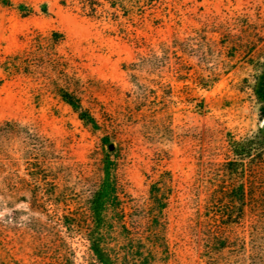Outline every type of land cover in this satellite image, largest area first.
I'll return each mask as SVG.
<instances>
[{
	"label": "rangeland",
	"instance_id": "obj_1",
	"mask_svg": "<svg viewBox=\"0 0 264 264\" xmlns=\"http://www.w3.org/2000/svg\"><path fill=\"white\" fill-rule=\"evenodd\" d=\"M9 1L14 7L28 4L35 15L23 18L12 8L0 7V57L19 50L21 39L32 31L63 34L64 49L76 60L86 87L84 106L106 128L94 132L52 95L38 100L36 86L29 82L0 83V124L18 125L0 130V165L8 164L0 173V264L82 262L85 245L78 239L68 244L74 257L65 258L64 249L56 245L43 254L33 253L26 225L31 219L44 223L45 217L30 212V203L8 209L4 191L30 199V193L51 190L53 178L51 186L68 191L71 213L90 165L105 162V152L114 153L110 159L117 161L126 193L139 202L146 200V177L157 179L153 173L160 174L155 172L156 155L162 156L158 171L170 174L175 191L167 215V264H204L207 169L225 159L218 150L226 132L242 138L264 130V45L243 56L234 54L219 32L229 26L235 33L238 22L264 30V0H157L142 19L118 23L91 20L55 0ZM255 35L264 40L261 32ZM178 46L177 57H182L187 73L184 82L176 80L173 68L178 62L171 47ZM164 49H170L167 57ZM182 49L185 55L179 53ZM200 77L208 81L207 89L198 86ZM136 84L148 93L138 108L135 98L141 92ZM160 87L166 88L163 99ZM105 136L115 138L107 147L102 143ZM6 176L12 177L10 185ZM46 207L52 215L53 208ZM64 212L62 207L57 211Z\"/></svg>",
	"mask_w": 264,
	"mask_h": 264
},
{
	"label": "trees",
	"instance_id": "obj_2",
	"mask_svg": "<svg viewBox=\"0 0 264 264\" xmlns=\"http://www.w3.org/2000/svg\"><path fill=\"white\" fill-rule=\"evenodd\" d=\"M55 1L63 8L78 10L91 20H110L113 23L142 19L146 11L153 10L157 4V0ZM0 7L12 8L23 18L35 15L33 8L24 2L14 7L9 0H0ZM41 13H45L44 10ZM238 23L235 33H231L229 26L219 32L222 41H227L234 54L243 56L259 44L264 45V40L255 35L261 32L264 36V30H254L255 26H248L246 22ZM250 34L253 35L251 38L247 36ZM21 42L19 50L0 57V74L3 77L0 83L4 80L29 82L36 86L35 98L38 100L47 94L52 95L70 107L78 119L94 132L105 131V124L100 126L92 109L84 106L86 87L74 66L76 60L64 49L63 34L32 31ZM171 49H175L172 55L178 62L173 66L176 67V80L187 81L182 57H177L176 50L181 48ZM169 50L164 49L163 56L167 57ZM178 51L185 55V49ZM198 79V86L207 89L208 81L201 77ZM135 87L141 92L135 98L138 108L145 105L148 93L143 94L142 87L137 84ZM166 88H159L162 99L167 97ZM133 116L132 112L127 114L131 119ZM17 126L13 122H3L0 130H14ZM222 138L224 144L220 146L222 150H218L221 151L218 156L225 159L219 164H210L206 172L202 258L204 264H264V130L258 136L242 138L228 131ZM111 139L115 138L105 136L103 146L107 147ZM156 156L155 172L160 174L153 173L157 179L146 177L148 186L143 202L126 193L117 161L110 159L114 153L105 152V162L95 161L90 165L89 175L84 180L86 186L81 189L82 194L75 202L77 208L71 213L67 204L68 191L64 187L51 186L55 184L53 178L49 185L51 190L40 195L30 193V199L26 196L16 199L14 191H4L7 194L3 203L11 210L15 204L30 203V212L45 217L44 223L31 219L32 222L26 225L33 253L43 254L49 246L56 245L64 249L65 258L66 254L74 257L68 244L78 239L85 245L80 264H167V215L175 191L170 174L158 171L163 158ZM7 166L0 165V173ZM4 180L10 185L12 177L6 176ZM194 195L197 197L198 191ZM46 206L53 208L52 215L48 214ZM60 207L66 214L57 213ZM13 214L17 219L18 212ZM108 218H117L120 222H106ZM60 263L65 264L63 261Z\"/></svg>",
	"mask_w": 264,
	"mask_h": 264
},
{
	"label": "water",
	"instance_id": "obj_3",
	"mask_svg": "<svg viewBox=\"0 0 264 264\" xmlns=\"http://www.w3.org/2000/svg\"><path fill=\"white\" fill-rule=\"evenodd\" d=\"M263 129H264V126H263ZM112 150H113V147L110 146V147H109V151H112Z\"/></svg>",
	"mask_w": 264,
	"mask_h": 264
}]
</instances>
